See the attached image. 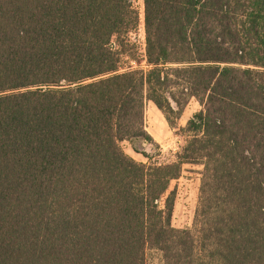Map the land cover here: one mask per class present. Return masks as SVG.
Segmentation results:
<instances>
[{
  "label": "trees",
  "instance_id": "obj_1",
  "mask_svg": "<svg viewBox=\"0 0 264 264\" xmlns=\"http://www.w3.org/2000/svg\"><path fill=\"white\" fill-rule=\"evenodd\" d=\"M134 0H0V264H264V0H144L148 70L119 73ZM168 163H139L152 102ZM203 165L192 229L170 183Z\"/></svg>",
  "mask_w": 264,
  "mask_h": 264
},
{
  "label": "rangeland",
  "instance_id": "obj_2",
  "mask_svg": "<svg viewBox=\"0 0 264 264\" xmlns=\"http://www.w3.org/2000/svg\"><path fill=\"white\" fill-rule=\"evenodd\" d=\"M135 7L141 14L138 28L128 37L121 55L119 73L130 70H148L150 67L145 57V30H144V0H134ZM202 106L196 99H191L186 105L180 119L176 121V128L172 129L164 114L150 101L145 104V130L152 137L151 143H136L141 152L152 155L150 160L141 153L133 150L129 141L122 142L124 152L139 163H168L175 159V154L184 145L187 137L180 130L187 126L192 116L199 112ZM203 165L186 164L179 179L170 183L169 191L176 192L172 226L176 229H192L195 212L199 203L200 186ZM148 264H161V254L156 250H148L146 254Z\"/></svg>",
  "mask_w": 264,
  "mask_h": 264
}]
</instances>
